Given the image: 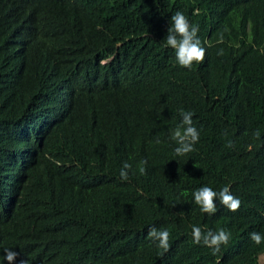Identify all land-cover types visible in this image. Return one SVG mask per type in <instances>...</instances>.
Instances as JSON below:
<instances>
[{
  "label": "trees",
  "instance_id": "trees-1",
  "mask_svg": "<svg viewBox=\"0 0 264 264\" xmlns=\"http://www.w3.org/2000/svg\"><path fill=\"white\" fill-rule=\"evenodd\" d=\"M177 11L205 49L191 67L166 44ZM185 112L199 139L179 156ZM204 186L229 187L239 209L217 196L203 212ZM193 227L230 238L213 254ZM252 232L264 236V0H0V264H262Z\"/></svg>",
  "mask_w": 264,
  "mask_h": 264
},
{
  "label": "clouds",
  "instance_id": "clouds-1",
  "mask_svg": "<svg viewBox=\"0 0 264 264\" xmlns=\"http://www.w3.org/2000/svg\"><path fill=\"white\" fill-rule=\"evenodd\" d=\"M198 28L191 25L188 18L180 11H177L171 17V27L168 29V36L166 37V44L175 49L176 59L178 63L183 67H191L193 62H201L205 57V49L201 47V42L197 37ZM218 54H222V51ZM192 113H182L183 120L181 125L177 126L171 132V139L174 140L178 147L175 148L176 155L182 156L193 151V145L199 139V133L193 126ZM259 134L257 133V136ZM146 161L141 164H146ZM131 165L125 163L120 171V177L122 180L128 179L127 169ZM139 171L143 174L145 168L140 166ZM194 200L196 204L201 206V210L206 213H214L216 211V205L214 199L219 196L221 204L226 206L231 211H237L240 207V200L234 197L229 187L225 186L219 193L213 191L211 188L204 186L194 192ZM193 240L195 243L203 241L204 245L213 249V254L219 251L221 244H226L230 238V234L225 230L220 229L218 232L213 233L208 231L202 233L199 227H193L192 229ZM149 236L159 242L158 246L165 250L168 249L169 244V232L167 230H159L152 228L149 230ZM250 239L256 244H260L264 241V236L260 233H250ZM18 254L11 250H6L5 259L12 262ZM26 264V262H22Z\"/></svg>",
  "mask_w": 264,
  "mask_h": 264
},
{
  "label": "rangeland",
  "instance_id": "rangeland-1",
  "mask_svg": "<svg viewBox=\"0 0 264 264\" xmlns=\"http://www.w3.org/2000/svg\"><path fill=\"white\" fill-rule=\"evenodd\" d=\"M262 264H264V259L262 260Z\"/></svg>",
  "mask_w": 264,
  "mask_h": 264
}]
</instances>
